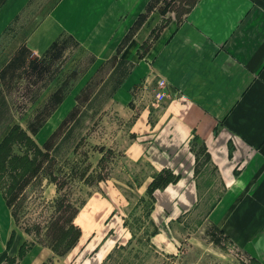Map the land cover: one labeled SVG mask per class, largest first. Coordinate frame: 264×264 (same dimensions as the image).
Wrapping results in <instances>:
<instances>
[{
    "label": "crops",
    "instance_id": "obj_1",
    "mask_svg": "<svg viewBox=\"0 0 264 264\" xmlns=\"http://www.w3.org/2000/svg\"><path fill=\"white\" fill-rule=\"evenodd\" d=\"M39 2L0 0V40ZM161 2L46 0L28 45L45 53L65 36L93 53L98 66L113 60L124 68L112 101L133 113L125 160L146 167L143 195L158 174L174 178L154 192V246L174 245V225L198 210L200 198L215 195L203 225L264 264V0H196L181 19L158 27ZM159 79L167 84L160 102ZM76 219L89 251L126 236L104 191L93 192ZM13 224L0 189V264ZM111 229L121 233L113 244ZM21 241L14 239L11 253ZM22 262L39 263L28 255Z\"/></svg>",
    "mask_w": 264,
    "mask_h": 264
},
{
    "label": "rangeland",
    "instance_id": "obj_2",
    "mask_svg": "<svg viewBox=\"0 0 264 264\" xmlns=\"http://www.w3.org/2000/svg\"><path fill=\"white\" fill-rule=\"evenodd\" d=\"M42 1L0 40V141L19 125L35 132L39 145L47 144L55 162L45 163V169L15 200L13 240L8 241L3 264H27L22 262L27 255L38 264H95L102 256L100 264H261L203 225L215 195L200 198L198 210L174 225L176 247L170 244L161 249L152 244L153 200L140 191L146 167L134 166L124 157L133 113L112 101L115 81L122 78L124 68L113 60L98 66L93 53L65 36L56 38L45 53L32 49L28 34L49 7ZM195 1L162 0L163 17L156 25L170 17L181 19ZM73 166L86 169L85 177L75 174L63 189L47 175L51 167L62 177ZM95 191L112 198L116 215L126 224L123 242H104L101 251L92 252L90 245L85 246L88 238L80 242L79 237L65 249V241L76 232L62 233V226L70 222L69 211L59 199L65 194L78 204L83 202L81 209ZM74 221L81 228L82 220L75 217ZM107 233L112 244L121 234L115 229ZM16 237L22 240L20 248L26 243L21 257L20 248L16 254L10 251Z\"/></svg>",
    "mask_w": 264,
    "mask_h": 264
},
{
    "label": "trees",
    "instance_id": "obj_3",
    "mask_svg": "<svg viewBox=\"0 0 264 264\" xmlns=\"http://www.w3.org/2000/svg\"><path fill=\"white\" fill-rule=\"evenodd\" d=\"M156 31L154 30L153 33L155 34ZM147 47L148 43L145 42L142 45V48L145 51ZM144 51L142 53L140 52V56H143ZM34 134L35 132L30 133L28 129L21 128L19 125H14L0 141V187L4 191L6 202L12 211L13 217H16V211L14 210L13 205L19 194L39 176L43 169H45V163L52 166L55 162L53 156L50 154V148L47 144L44 146L39 145L34 138ZM85 170L73 166L71 172H64L63 176L60 177L59 174L50 167L47 171V175L52 182L57 184L58 189H63L64 186L73 179L75 174H81L82 177H85ZM87 179L85 180L87 181ZM99 179H105V176H100ZM173 180V175L168 171L160 173L154 177L147 190L148 196L153 200V205L155 201V190L166 186ZM59 200L60 206L64 208L65 211H69V217L67 220L70 224L66 228L62 226V233L66 235L70 232L71 234L76 232L75 237L72 238L70 236L69 239L65 241L66 243L64 247L66 249L74 242L78 241L82 233L81 228L75 223L74 219L83 202L78 204L76 200L66 197L65 194L64 197ZM154 226L155 230L153 234L158 231V227L156 225ZM12 240L13 234L9 240V244H11ZM26 251V243H23L20 248V257L23 256ZM7 260L14 261V258L8 257Z\"/></svg>",
    "mask_w": 264,
    "mask_h": 264
},
{
    "label": "built area",
    "instance_id": "obj_4",
    "mask_svg": "<svg viewBox=\"0 0 264 264\" xmlns=\"http://www.w3.org/2000/svg\"><path fill=\"white\" fill-rule=\"evenodd\" d=\"M167 87V84L165 82V80L163 79H159L157 81V88H158V91H157V99L158 101H163L164 98H165V89Z\"/></svg>",
    "mask_w": 264,
    "mask_h": 264
}]
</instances>
